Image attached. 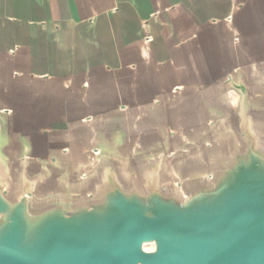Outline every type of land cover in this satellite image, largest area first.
Segmentation results:
<instances>
[{
	"label": "water",
	"instance_id": "1",
	"mask_svg": "<svg viewBox=\"0 0 264 264\" xmlns=\"http://www.w3.org/2000/svg\"><path fill=\"white\" fill-rule=\"evenodd\" d=\"M0 264H264V38L147 97L3 102Z\"/></svg>",
	"mask_w": 264,
	"mask_h": 264
},
{
	"label": "crops",
	"instance_id": "2",
	"mask_svg": "<svg viewBox=\"0 0 264 264\" xmlns=\"http://www.w3.org/2000/svg\"><path fill=\"white\" fill-rule=\"evenodd\" d=\"M263 38L264 0H0V106L167 92Z\"/></svg>",
	"mask_w": 264,
	"mask_h": 264
}]
</instances>
